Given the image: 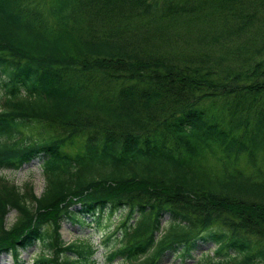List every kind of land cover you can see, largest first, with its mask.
I'll list each match as a JSON object with an SVG mask.
<instances>
[{
	"label": "trees",
	"instance_id": "16d2710c",
	"mask_svg": "<svg viewBox=\"0 0 264 264\" xmlns=\"http://www.w3.org/2000/svg\"><path fill=\"white\" fill-rule=\"evenodd\" d=\"M185 22L194 51H161ZM39 122L57 133L33 139ZM218 154L264 160V0H0V170L39 158L46 183L0 175L14 264L37 242L34 264H95L60 229L117 214L108 264L186 259L199 240L216 244L210 264H264V181H202L198 159Z\"/></svg>",
	"mask_w": 264,
	"mask_h": 264
},
{
	"label": "rangeland",
	"instance_id": "374dc122",
	"mask_svg": "<svg viewBox=\"0 0 264 264\" xmlns=\"http://www.w3.org/2000/svg\"><path fill=\"white\" fill-rule=\"evenodd\" d=\"M44 1L49 2L50 0ZM35 2H37V0H34V3ZM45 4L48 5L47 2ZM177 27L178 28H173L169 31V34L172 36V41L169 45H167V43L161 45V51L171 54L176 51H184L187 54L192 53L194 50L192 49L191 44L196 40V38L192 36L196 30L187 26V22L181 23ZM177 30L179 35H177ZM113 84L112 88L114 87ZM55 133H57V131L54 128L46 125V123L43 124V122H39L30 127L29 134L33 139H39L44 136L55 135ZM214 149V147L209 149L208 153L213 154ZM260 156L261 155L257 156L259 157L258 161H251L246 155H242L241 157H238L237 160L232 159L227 163L229 159H220L219 154L215 157L214 155H208L207 157L198 159L199 161L196 164V169L200 172L203 178L202 181L207 182V180H211L215 186L220 184L221 181L227 180L230 173H235L237 171L244 173L247 177H251L253 180L264 181V160ZM0 175L5 176V180L13 182L18 187H23L25 189L26 185L33 187V191L37 195H41L45 189L46 183L42 160L39 158H35L32 161L25 163V165H22L19 169L0 170ZM17 215L18 213L16 210H12L7 215L6 222L8 227L13 225L17 219ZM119 220L120 218L118 214L112 216L109 220L106 217L103 220L102 228H94L87 225L80 226L78 223L74 224L65 221L60 230L62 238L66 242H71L76 239L89 240L92 245L98 248L94 259L96 260L95 264H108L106 260L108 250L106 249L107 246L104 244V239L106 237L105 230L117 225ZM109 223L111 226H109ZM170 224L171 222L168 216H166L163 219V231H161L160 235L164 234V232L166 233V231L171 228ZM214 249H216V244H214V242L199 240L197 247L192 250V256L184 259L179 256V251L175 252L168 250L167 253L161 256V264H210L209 257L207 256L213 255ZM41 250L42 244L41 242H37L33 247L26 251H22L19 264H34L33 262L35 258L38 257ZM10 253L11 252L8 254L0 253V264H14Z\"/></svg>",
	"mask_w": 264,
	"mask_h": 264
}]
</instances>
